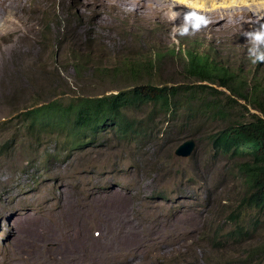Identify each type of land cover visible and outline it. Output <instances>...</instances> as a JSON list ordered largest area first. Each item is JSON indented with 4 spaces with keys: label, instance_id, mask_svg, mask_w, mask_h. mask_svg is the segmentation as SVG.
<instances>
[{
    "label": "rangeland",
    "instance_id": "1",
    "mask_svg": "<svg viewBox=\"0 0 264 264\" xmlns=\"http://www.w3.org/2000/svg\"><path fill=\"white\" fill-rule=\"evenodd\" d=\"M129 1L127 11L115 8V0H0V264L19 263L20 231L34 254L29 263L21 256L20 264H264V219L239 205V160L212 144L228 125L261 116L252 100H264V61L251 54L254 42L244 34L259 29L261 18L242 27L243 35L226 24L183 27L148 14L139 23ZM190 51L236 74L232 83L251 102L213 85L222 94L205 93L209 107L191 103L187 88L197 83L185 72ZM149 57L154 68L135 77L123 65ZM147 84L181 90L171 101L175 116L152 105L127 111L145 126L144 140L105 132L93 144L64 149L62 129L26 128L32 107ZM210 107L222 115L213 117ZM187 139L195 141L193 155L176 158Z\"/></svg>",
    "mask_w": 264,
    "mask_h": 264
},
{
    "label": "trees",
    "instance_id": "2",
    "mask_svg": "<svg viewBox=\"0 0 264 264\" xmlns=\"http://www.w3.org/2000/svg\"><path fill=\"white\" fill-rule=\"evenodd\" d=\"M173 51L171 50L172 54L177 56L181 54L179 52H183V49L175 51L176 54ZM153 57H156V53ZM184 58L187 65L185 72L197 83L194 88L192 86L187 88L189 90L187 94L193 93L191 103L196 102L209 107L212 103L209 102L208 95L209 99L205 97V93L222 94L221 91L214 89L213 85L225 89L232 96L251 102V97L238 94L239 87L232 83L234 73L220 67L212 58L194 51L185 52ZM123 65L134 77L140 72L152 70L155 66L151 57L144 60L139 58L135 62L127 61ZM180 90L173 85L147 84L108 96L78 98L67 105L54 100L26 111L24 117L29 118L30 121L26 128L37 133L62 129L67 135L63 144L64 149L93 144L96 137L105 132H111L116 138L125 141H136L138 138L144 140L145 126L140 127L138 122L126 114L127 111L152 105L156 109L163 110V116H175L178 109L171 106V101L177 98ZM259 99L255 98L252 103L258 105L261 116L251 115L248 120L228 125L214 137L212 144L218 153L239 160L235 167L243 187L239 205L241 208L254 210L261 219H264V100ZM196 109L192 107L187 111L184 117L185 123L193 119V112ZM212 112L213 117L222 115L219 109H212ZM39 123L45 125L35 129L34 124ZM235 217L238 219V214ZM256 222L258 225L261 224L260 220ZM235 233L243 235L244 230L238 228Z\"/></svg>",
    "mask_w": 264,
    "mask_h": 264
},
{
    "label": "bare ground",
    "instance_id": "3",
    "mask_svg": "<svg viewBox=\"0 0 264 264\" xmlns=\"http://www.w3.org/2000/svg\"><path fill=\"white\" fill-rule=\"evenodd\" d=\"M94 1V0H93ZM97 1V0H96ZM126 0H115V8H119L121 10H127L126 8L129 6L128 2H124ZM133 2H135V6L134 8L137 9L138 14H136L135 16H137V20L139 21H143V19L145 17L148 16H153V18L157 19L158 21H166L168 19H172V21H174L175 23L179 24V26H183V27H195L198 26L201 27L200 25H204L207 24L208 26L213 25L215 27L218 28V26H220V24L223 26H227V27H235V29H238L241 31L242 33V27L249 28L250 24L254 25L256 24L255 19L256 18H261V26H264V0H132ZM131 1V2H132ZM37 2V1H36ZM40 2V1H38ZM100 2V1H99ZM130 2V1H129ZM130 2V3H131ZM111 3V2H110ZM40 4V3H39ZM101 7V6H100ZM171 8L174 13L173 14H163V11L167 8L168 9ZM178 7H180V9H183L185 11L188 10V7L190 9V7L192 8V10L194 11V13H191L190 11L188 13H183L182 15H179L177 12ZM129 8V7H128ZM133 8V7H132ZM133 8V10H134ZM206 8H209V10H205ZM38 9V8H35ZM34 9V10H35ZM131 9V8H130ZM128 11V10H127ZM132 11V10H131ZM136 11V10H135ZM181 11V10H180ZM121 12V11H120ZM123 13V12H122ZM127 13V12H126ZM168 13V12H166ZM132 14V13H131ZM144 14H148V16L145 15V17L142 19V15ZM199 14V15H198ZM128 15V13H127ZM133 15V14H132ZM215 15V17H213ZM116 16V15H115ZM134 16V15H133ZM111 17V16H110ZM149 17V18H150ZM200 17L201 19L199 20V22H197V24H192V25H188L189 20L191 19H196ZM209 17H211V19H209ZM213 17V19H212ZM113 18V17H111ZM237 18V20H236ZM132 20V18L130 19ZM135 20V19H133ZM145 20V19H144ZM150 20V19H148ZM197 20V19H196ZM155 21V20H154ZM206 21V23H205ZM135 22V21H134ZM133 22V23H134ZM147 22V21H146ZM192 22V21H191ZM136 23V22H135ZM140 23V22H139ZM144 23V22H143ZM154 23V22H153ZM161 23V22H160ZM159 23V24H160ZM165 22H163L164 24ZM169 23V22H168ZM167 23V24H168ZM142 24V23H141ZM149 24V23H148ZM166 24V23H165ZM162 25V24H161ZM172 25V24H171ZM170 25V26H171ZM206 25V26H207ZM140 26V25H139ZM163 26V25H162ZM165 26V25H164ZM163 26V27H164ZM169 26V25H168ZM205 26V25H204ZM141 27V26H140ZM144 27V26H143ZM167 27V26H166ZM165 28V27H164ZM176 28V27H175ZM203 28V27H202ZM205 28V27H204ZM217 28H213V29H217ZM242 28V29H241ZM256 28V26H255ZM252 29V28H251ZM254 29V28H253ZM184 30V29H182ZM227 30V29H226ZM167 31V30H166ZM190 31V30H188ZM214 31V30H213ZM212 31V32H213ZM181 32V31H180ZM178 31V33H180ZM210 32V31H209ZM182 33V32H181ZM216 33V32H215ZM219 33V32H218ZM210 34V33H209ZM245 34V33H244ZM216 35V34H215ZM243 35V33H242ZM213 38V37H212ZM212 40V39H211ZM194 141V140H193ZM63 205V204H62ZM68 206H66L67 208ZM65 208V209H66ZM62 209V208H61ZM67 212V211H66ZM61 213V212H60ZM71 213V212H70ZM70 213H68L67 215H69ZM56 214V213H55ZM59 215V212L57 213ZM56 214V215H57ZM63 214V212H62ZM86 214V213H85ZM55 215V218L58 216ZM72 215V214H71ZM66 216V214L64 215ZM54 217V216H53ZM62 217V216H61ZM71 217V216H70ZM73 217V216H72ZM60 218V217H59ZM71 219V218H70ZM60 220V219H59ZM69 220V218H68ZM73 220V219H72ZM67 222V221H66ZM70 222V220L68 221ZM19 225V224H18ZM20 227V226H19ZM21 228V227H20ZM19 228V229H20ZM22 230V229H21ZM21 233V240L19 241V244L17 246L14 247V251L17 253L18 255V260L21 261V256H23L24 254L27 256V261L28 263L31 261H33L32 258V254L29 251V243H30V239L28 240V237H26L24 235L23 231H20ZM34 233V231H33ZM31 233V235H35ZM28 234V233H27ZM30 234V233H29ZM30 236V235H29ZM32 238V237H30ZM23 240H26L23 241ZM125 240V239H124ZM123 240V242H124ZM25 242V243H23ZM122 242V243H123ZM60 247V246H59ZM58 247V248H59ZM81 248V245L79 246ZM79 248V249H80ZM85 249V247H83ZM83 250V249H82ZM86 252V251H85ZM56 253V252H55ZM58 253V252H57ZM81 253V252H78ZM84 254V252H82ZM81 253V254H82ZM80 254V255H81ZM55 255V254H54ZM57 255V254H56ZM25 256V257H26ZM85 256V254H84ZM83 256V257H84ZM54 257V256H53ZM57 257V256H56ZM82 257V256H80ZM88 257V256H87ZM83 259V258H82ZM17 260V261H18ZM20 261L18 264H20ZM35 261V259H34ZM44 261H46V259H44ZM90 261V260H89ZM24 262V261H23ZM27 263V262H26ZM86 264V263H85Z\"/></svg>",
    "mask_w": 264,
    "mask_h": 264
},
{
    "label": "clouds",
    "instance_id": "4",
    "mask_svg": "<svg viewBox=\"0 0 264 264\" xmlns=\"http://www.w3.org/2000/svg\"><path fill=\"white\" fill-rule=\"evenodd\" d=\"M245 36L250 38L254 42L255 47L252 49L251 54L255 56L256 60L264 61V26H260L259 29H254L252 32L245 33ZM235 77H236V74H234V78ZM257 84H260V83L256 81L252 84L254 91L257 88L256 87ZM237 178L239 177L237 176Z\"/></svg>",
    "mask_w": 264,
    "mask_h": 264
},
{
    "label": "water",
    "instance_id": "5",
    "mask_svg": "<svg viewBox=\"0 0 264 264\" xmlns=\"http://www.w3.org/2000/svg\"><path fill=\"white\" fill-rule=\"evenodd\" d=\"M195 151V141L192 139L185 140L174 151V156L180 159L190 158Z\"/></svg>",
    "mask_w": 264,
    "mask_h": 264
}]
</instances>
